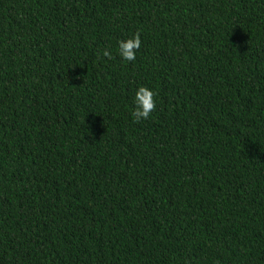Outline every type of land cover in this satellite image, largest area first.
<instances>
[{"label":"trees","instance_id":"16d2710c","mask_svg":"<svg viewBox=\"0 0 264 264\" xmlns=\"http://www.w3.org/2000/svg\"><path fill=\"white\" fill-rule=\"evenodd\" d=\"M0 264H264V0H0Z\"/></svg>","mask_w":264,"mask_h":264},{"label":"clouds","instance_id":"9594fccd","mask_svg":"<svg viewBox=\"0 0 264 264\" xmlns=\"http://www.w3.org/2000/svg\"><path fill=\"white\" fill-rule=\"evenodd\" d=\"M141 46V35L137 32L118 42V55L124 62H133ZM98 55L112 59V52L107 49L102 50ZM132 105L131 115L136 122L149 119L157 107L155 91L146 85L138 86L132 95Z\"/></svg>","mask_w":264,"mask_h":264}]
</instances>
